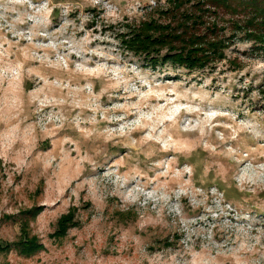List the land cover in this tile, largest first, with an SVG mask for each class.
I'll return each mask as SVG.
<instances>
[{
	"label": "rangeland",
	"instance_id": "1",
	"mask_svg": "<svg viewBox=\"0 0 264 264\" xmlns=\"http://www.w3.org/2000/svg\"><path fill=\"white\" fill-rule=\"evenodd\" d=\"M255 7L264 0H0V264H264ZM145 23L154 37L221 40L223 56L174 64L165 56L190 44L173 37L136 53ZM27 235L42 248L23 255Z\"/></svg>",
	"mask_w": 264,
	"mask_h": 264
},
{
	"label": "trees",
	"instance_id": "2",
	"mask_svg": "<svg viewBox=\"0 0 264 264\" xmlns=\"http://www.w3.org/2000/svg\"><path fill=\"white\" fill-rule=\"evenodd\" d=\"M222 1V0H221ZM254 1V0H250ZM245 3V1L243 2ZM264 10L255 7L253 17H249L245 25L246 34L249 38L254 39L255 42L264 45V34L256 32L251 26L259 23L257 16H261V24H264ZM256 20V21H255ZM237 23V22H236ZM156 30V26L152 23H145V26L138 30H134L131 39L129 40L130 48L136 53H153L159 52L163 47L172 43L174 39L183 40L190 44L184 51H178L173 54H168L165 59L172 61L174 64L182 65L188 68H202L208 65L216 58L223 56L222 49L225 44L221 40L207 41L202 39L201 41L197 37L190 36L188 39H183L182 36L173 32V34H165L158 37H154L152 31ZM196 38V39H195ZM195 39V40H194ZM169 49H175L174 46H168ZM171 51V50H170ZM74 210L71 209L67 213L63 214L58 222L57 228L52 234L56 239H62L70 227L75 225ZM15 245L20 249V253L23 255H30L34 251L42 248V245L38 242L36 236H25L19 241L15 242ZM10 244H5L3 249H9Z\"/></svg>",
	"mask_w": 264,
	"mask_h": 264
},
{
	"label": "bare ground",
	"instance_id": "3",
	"mask_svg": "<svg viewBox=\"0 0 264 264\" xmlns=\"http://www.w3.org/2000/svg\"><path fill=\"white\" fill-rule=\"evenodd\" d=\"M32 9V8H31Z\"/></svg>",
	"mask_w": 264,
	"mask_h": 264
}]
</instances>
